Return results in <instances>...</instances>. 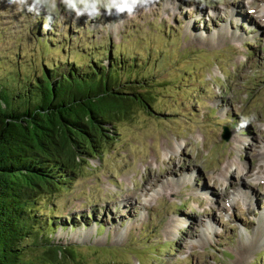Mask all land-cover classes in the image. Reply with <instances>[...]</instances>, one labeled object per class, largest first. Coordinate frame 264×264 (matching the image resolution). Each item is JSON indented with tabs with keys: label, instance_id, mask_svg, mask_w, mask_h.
I'll list each match as a JSON object with an SVG mask.
<instances>
[{
	"label": "rangeland",
	"instance_id": "374dc122",
	"mask_svg": "<svg viewBox=\"0 0 264 264\" xmlns=\"http://www.w3.org/2000/svg\"><path fill=\"white\" fill-rule=\"evenodd\" d=\"M54 2L0 0V76L36 49L60 71L97 51L134 70L162 59L146 80L152 108L117 119L101 158L40 200L56 240L83 246L84 264H264V0H147L97 16Z\"/></svg>",
	"mask_w": 264,
	"mask_h": 264
},
{
	"label": "trees",
	"instance_id": "16d2710c",
	"mask_svg": "<svg viewBox=\"0 0 264 264\" xmlns=\"http://www.w3.org/2000/svg\"><path fill=\"white\" fill-rule=\"evenodd\" d=\"M90 55L60 71L36 49L0 76V264L85 263L83 246L56 240L52 223L37 215L39 202L66 192L82 162L101 158L117 119L153 106L155 82L146 80L162 59L134 70L126 58ZM113 62L110 75L105 65Z\"/></svg>",
	"mask_w": 264,
	"mask_h": 264
},
{
	"label": "clouds",
	"instance_id": "9594fccd",
	"mask_svg": "<svg viewBox=\"0 0 264 264\" xmlns=\"http://www.w3.org/2000/svg\"><path fill=\"white\" fill-rule=\"evenodd\" d=\"M10 2L27 6L30 12L37 5L46 6L50 12L56 9L54 0H31V3H29V0H10ZM62 3L75 10L77 15L88 13L89 16H97L100 14L101 9L107 10L108 14H111L113 9L116 10L117 14L125 11L131 14L138 4H145L147 0H105V2H102V0H62Z\"/></svg>",
	"mask_w": 264,
	"mask_h": 264
},
{
	"label": "bare ground",
	"instance_id": "6f19581e",
	"mask_svg": "<svg viewBox=\"0 0 264 264\" xmlns=\"http://www.w3.org/2000/svg\"><path fill=\"white\" fill-rule=\"evenodd\" d=\"M252 2V1H251ZM251 2H250V4H251ZM250 7V6H249ZM251 8V7H250ZM176 9V8H175ZM177 10V9H176ZM168 13H170V12H168V10H167V14ZM175 15L176 14H178L176 11H175V13H174ZM261 16V15H260ZM239 17V16H238ZM262 17V16H261ZM264 17V16H263ZM259 18V17H258ZM252 20V19H251ZM259 21V20H258ZM261 21V20H260ZM261 23V22H260ZM251 24V23H250ZM239 33V32H238ZM177 149L179 150V149H181L182 147H183V145L181 146V145H178V144H180V142L178 141L177 143ZM175 146V145H174ZM171 148V151H172V147H170ZM168 150V149H167ZM166 150V151H167ZM174 151V150H173ZM168 154V153H167ZM178 156V155H177ZM252 170V169H251ZM245 172V171H244ZM251 172H253V171H248L246 174H248L249 175V173L251 174ZM244 176H246V175H244V173H243V177ZM226 178H224V179H227L228 178V174L225 176ZM216 182V181H215ZM147 188V187H146ZM211 191V190H210ZM204 193L207 195V193L208 192H205L204 191ZM210 193H212V192H210ZM209 194V193H208ZM243 194H245V196L248 198V197H250V195L248 194V191H246V190H244L243 191ZM247 200V199H246ZM138 202V201H137ZM252 202H254V201H252ZM128 203V205L130 204L129 202H127ZM129 206H131V204L129 205ZM108 210H110V209H108ZM264 213L262 212V214H261V216H260V222L262 223V221L264 220V217H262V215H263ZM217 222V221H216ZM169 232V234H172L173 232H171V231H168ZM184 248V247H183Z\"/></svg>",
	"mask_w": 264,
	"mask_h": 264
},
{
	"label": "water",
	"instance_id": "95a60500",
	"mask_svg": "<svg viewBox=\"0 0 264 264\" xmlns=\"http://www.w3.org/2000/svg\"><path fill=\"white\" fill-rule=\"evenodd\" d=\"M224 138H225L226 140H228V139L230 138V134H226V135L224 136Z\"/></svg>",
	"mask_w": 264,
	"mask_h": 264
}]
</instances>
